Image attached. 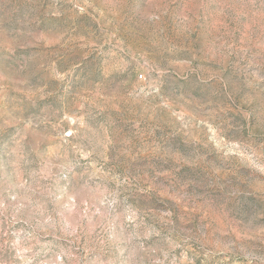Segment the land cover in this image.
Masks as SVG:
<instances>
[{
	"label": "rangeland",
	"instance_id": "rangeland-1",
	"mask_svg": "<svg viewBox=\"0 0 264 264\" xmlns=\"http://www.w3.org/2000/svg\"><path fill=\"white\" fill-rule=\"evenodd\" d=\"M0 264H264V0H0Z\"/></svg>",
	"mask_w": 264,
	"mask_h": 264
}]
</instances>
